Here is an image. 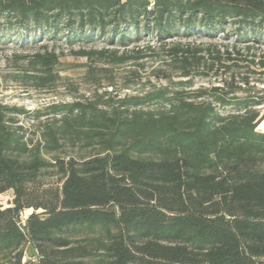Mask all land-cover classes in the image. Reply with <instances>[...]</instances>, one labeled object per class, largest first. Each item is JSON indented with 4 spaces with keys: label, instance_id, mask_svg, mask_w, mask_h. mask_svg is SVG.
<instances>
[{
    "label": "trees",
    "instance_id": "trees-1",
    "mask_svg": "<svg viewBox=\"0 0 264 264\" xmlns=\"http://www.w3.org/2000/svg\"><path fill=\"white\" fill-rule=\"evenodd\" d=\"M0 27L23 32V43L110 35L125 46L131 33L165 43L215 39L232 27L257 41L264 0H0ZM166 53L187 77L199 74L205 53L225 66L212 46L177 42ZM71 54L113 64L144 58ZM61 56L33 55L26 80L54 86ZM232 88L193 101L165 89L110 109L99 101L55 106L60 120L35 143L0 106V195L14 194L0 206V264H264V114L256 109L264 97L239 98ZM66 143L91 154L45 157Z\"/></svg>",
    "mask_w": 264,
    "mask_h": 264
},
{
    "label": "rangeland",
    "instance_id": "rangeland-1",
    "mask_svg": "<svg viewBox=\"0 0 264 264\" xmlns=\"http://www.w3.org/2000/svg\"><path fill=\"white\" fill-rule=\"evenodd\" d=\"M246 33V30L238 31L232 27L215 39L183 37L182 40L171 39L165 43H159L153 35L145 33L136 39L135 34L131 33V40L123 46L117 41L111 43L110 35L105 38L95 37L93 40L76 38L72 44L66 41L64 35L23 43V32H6L0 27V106L8 109L6 121L12 119V122H7L8 125L13 129H21L20 132L25 138L35 143L40 139L46 125L60 120L61 116L51 110L55 106L99 101L101 107L110 109L119 106L122 101L165 89L174 97L193 101V95L200 91L214 87L229 91L231 86L239 98L249 95L260 99L264 97V68L260 66V62H264V34L258 35V40L254 41L250 38L251 34L248 32L246 36ZM177 42L184 47L212 46L223 55L225 66L205 53L199 74L187 77L179 66L170 63L166 53ZM46 49L62 56L54 70L60 80L54 86L43 89L26 80L25 76L32 72L25 70L30 67L32 56L44 53ZM80 49L108 50L116 52L118 56L133 57L140 52L144 58L113 64L71 54V50ZM212 54L215 55L214 52ZM256 109L264 114V105L257 106ZM234 111L227 109L221 112L229 114ZM261 129H264V122L258 131ZM90 154V149L66 143L60 151L45 157L53 159L58 156L67 160L71 157H87ZM13 197V191L0 195V206L9 207ZM31 213L32 210L25 211L22 219L25 220ZM30 255V250L26 249L25 261L29 260Z\"/></svg>",
    "mask_w": 264,
    "mask_h": 264
},
{
    "label": "crops",
    "instance_id": "crops-1",
    "mask_svg": "<svg viewBox=\"0 0 264 264\" xmlns=\"http://www.w3.org/2000/svg\"><path fill=\"white\" fill-rule=\"evenodd\" d=\"M264 122V121H263ZM260 127V126H259ZM259 132H261V133H264V129H261V131H259Z\"/></svg>",
    "mask_w": 264,
    "mask_h": 264
}]
</instances>
